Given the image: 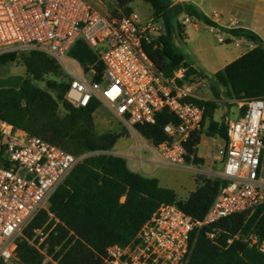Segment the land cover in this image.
I'll use <instances>...</instances> for the list:
<instances>
[{
	"label": "built area",
	"instance_id": "obj_1",
	"mask_svg": "<svg viewBox=\"0 0 264 264\" xmlns=\"http://www.w3.org/2000/svg\"><path fill=\"white\" fill-rule=\"evenodd\" d=\"M104 7V0H0V56L24 51L48 55L68 80L66 101L74 107L99 102L135 135L138 148L140 140L146 146L150 143L135 125L154 124L156 113L165 108L176 116V125L163 128L169 140L152 145L155 156L164 164L187 167L225 184L200 220L175 204H160L129 243L106 248L101 264H185L194 230L209 227L206 235L215 242L221 232L213 226L216 223L264 210V98L233 102L239 114L226 121L228 139L214 145L222 158L220 169L215 170L212 161L211 169L203 171L194 156L186 162V144L201 131L204 119V107L191 101L199 99L194 83L207 80L186 81L183 66L164 76L143 49L161 34V22L134 11L117 17ZM186 22L190 21L185 17ZM79 39L104 66L100 82L94 80L93 67L85 72L68 55ZM217 41L225 43L220 36ZM94 154L99 152L75 156L0 119V264H24L16 258V242L41 211L45 222L23 238L42 256L41 264H59L61 254L55 256L60 246L48 254L46 242L65 226L49 210V199L76 165ZM234 241L264 254V240L253 229L229 234L226 244Z\"/></svg>",
	"mask_w": 264,
	"mask_h": 264
},
{
	"label": "trees",
	"instance_id": "obj_2",
	"mask_svg": "<svg viewBox=\"0 0 264 264\" xmlns=\"http://www.w3.org/2000/svg\"><path fill=\"white\" fill-rule=\"evenodd\" d=\"M135 1L115 0L114 10L110 13L117 17L128 16ZM141 1L150 6L153 18L162 24L161 34L150 44H144L143 49L154 67L166 77L183 66L187 68L186 81L208 80L202 70L186 60L176 45V39L184 37V25L177 20L180 16L254 45L214 74L211 91L215 99H191L204 107L203 128L186 144V162L194 156L197 163L201 161L196 154L202 134L224 141L228 139L226 121L213 120L218 108L219 87L226 89L227 98L233 102L264 98V43L249 29L218 26L190 2ZM230 42L227 39L226 43ZM68 55L78 61L85 72L93 67L96 72L94 80H102L104 66L85 41L77 40ZM18 58L25 67L26 77H16L9 82L0 80V119L75 156L99 152L77 164L49 199V210L65 226H59L46 242L48 254L60 246L55 256L61 254L59 264H101L106 248L112 244L129 243L162 203L175 204L195 219L204 217L225 181L198 176L196 190L187 199H178L174 191L162 188L157 179L131 171L126 158L109 153L122 136L120 133H97L93 115L99 102L94 100L87 107H74L66 101L68 80L55 60L42 52L24 51L1 55L0 65ZM38 82H45V88L39 87ZM244 110L245 107L241 112ZM177 123L176 116L165 108L156 113L154 124H137L134 130L156 146L169 140L163 128ZM45 220V213L39 212L23 231L24 237H30L31 231L42 226ZM213 226L221 231L215 242L206 235L209 227L191 233L185 264H264V254L256 248L240 241L226 244L229 234L240 229L245 232L253 229L259 239L264 240L262 208L250 215H233ZM70 231L73 234L69 236ZM16 243L19 262L41 264L42 256L23 237Z\"/></svg>",
	"mask_w": 264,
	"mask_h": 264
},
{
	"label": "rangeland",
	"instance_id": "obj_3",
	"mask_svg": "<svg viewBox=\"0 0 264 264\" xmlns=\"http://www.w3.org/2000/svg\"><path fill=\"white\" fill-rule=\"evenodd\" d=\"M104 8L111 12L114 10V5L112 4L111 0H104ZM131 8L134 12H136L140 17L142 18H152V11L148 4H145L141 0H136L134 3L131 4ZM120 13V12H119ZM118 13V14H119ZM180 22V21H179ZM184 25V24H183ZM186 37L183 43H176L179 49L185 53V55L193 60L196 65L203 70L205 73L209 75L208 80L204 82L203 84L194 83V93L195 95L204 101L213 100L215 99L212 91H211V85L213 76L212 72H214L215 69L221 68V66L225 62H229L232 60L236 54L235 46L234 45H226V44H219L217 42V37L215 33L209 32L208 30H204L200 32L199 34L194 31V27L191 23H187L186 25ZM30 52V51H25ZM16 77L25 78L26 77V70L25 67L21 61L20 58H18L16 61L12 63H8L5 65H0V80L9 82L11 79H14ZM37 85L41 88H45V82H38ZM219 90V98H217L218 108H217V115H219L224 110L226 111L224 114H222L224 119L226 117H229L230 119H234V115L236 111L238 110L236 108V105L232 103L229 98H227L225 92L226 89L224 87L218 88ZM100 104V103H99ZM93 122L95 125V129L97 133H114L119 134L122 136V139H120L117 142V148L121 147L123 141L127 140V143L129 141L136 140L135 135L119 120H117L112 113L105 108L102 104L98 106L97 111L93 115ZM207 125V122L205 126ZM201 139H203L207 143V147L209 148V152L212 154L210 158L206 157H198V159H201V161L197 162V165H203L206 162V159L209 161H214L215 165H213L215 170L220 169V163L222 158L219 157L217 154V147L214 146L218 142L209 141L206 139L204 134H202ZM220 144H223L224 141H220ZM125 147V146H124ZM123 148V147H122ZM116 149V148H115ZM113 151H115L113 149ZM141 154L143 157L151 158V154L149 152H146L145 149L142 150ZM129 167L131 170H135L136 172L140 174H145L149 172L151 169V165L148 162H144L142 164L143 170L141 171L138 169V163L135 161H129ZM165 171L167 172V176L176 183H192V177L196 178L198 176L202 177H209L214 178L210 175L204 174V173H190L189 171H186L184 169H178V168H170V166H167L165 168ZM150 176V175H146ZM24 231V230H23ZM23 231L21 233L23 235ZM19 237V238H20Z\"/></svg>",
	"mask_w": 264,
	"mask_h": 264
},
{
	"label": "crops",
	"instance_id": "obj_4",
	"mask_svg": "<svg viewBox=\"0 0 264 264\" xmlns=\"http://www.w3.org/2000/svg\"><path fill=\"white\" fill-rule=\"evenodd\" d=\"M173 4L181 3V2H190L193 5L197 7L199 11L204 13L211 21L216 23L218 26L232 29V28H244L249 29L256 33L261 40L264 43V0H171ZM146 4V3H145ZM178 21H180L181 24H184V37L183 39H176V43H183L186 37V22L183 23L185 20L184 16H180L177 18ZM194 27V31L198 34L204 30H208L209 32L215 33L216 37L220 36L225 40V43H218L219 44H226V45H234L236 54L232 60L229 62H225L221 68H217L212 72V75H214L216 72L222 70L227 64L237 59L242 54L246 53L247 51L251 50L254 45L251 42H248L242 38H232L228 34L219 31L218 29L203 25L202 23H191ZM230 40L231 42L229 44L226 43V41ZM183 52V51H182ZM185 55V53H183ZM186 56V55H185ZM186 60L192 64L195 65L198 69H200L196 63L189 59L186 56ZM201 70V69H200ZM203 71V70H202ZM203 73L209 77L207 73L203 71ZM226 111L224 110L219 115H217V109L214 112L213 120L215 122H220L224 117H222ZM239 114V111H236L234 115V119ZM225 121L232 120L229 117H226L224 119ZM122 139V138H121ZM209 141H224L217 137H206ZM220 144V143H219ZM125 146V147H124ZM123 147V148H122ZM116 148V149H115ZM137 142L136 140H131L129 143H127V140L123 141L121 147L117 148V144L114 147V152L118 153L121 157H124L127 159V164L129 167V161H135L138 163V169L141 171L143 170L142 164L144 162H148L151 165V169L149 172L142 174L146 177L155 178L158 180L159 185L162 188H167L175 192L178 199L185 200L189 197V195L194 192L198 186L196 182V178H191L192 183H176L170 180V178L167 176V172L165 171V168L167 166H170V168H178V169H184L186 171H190L187 169V167H175L171 165L164 164L160 161V159L155 156V153L153 151L152 145H144L143 141H139V150L137 149ZM145 149L146 152H149L151 154V158L143 157L141 154L142 150ZM130 156L128 158L127 156ZM138 156L142 160H138ZM198 157H206L210 158L212 154L209 152V148L207 147V143L201 139L200 144L197 146V154ZM197 164V163H196ZM212 162L206 159L205 164L198 165L200 169L203 171L211 169ZM130 169V167H129ZM131 170V169H130ZM133 171V170H131ZM133 172H136L135 170ZM194 173V172H193Z\"/></svg>",
	"mask_w": 264,
	"mask_h": 264
}]
</instances>
